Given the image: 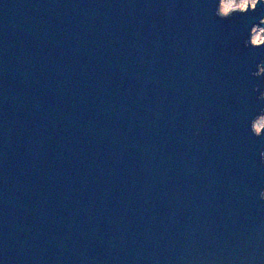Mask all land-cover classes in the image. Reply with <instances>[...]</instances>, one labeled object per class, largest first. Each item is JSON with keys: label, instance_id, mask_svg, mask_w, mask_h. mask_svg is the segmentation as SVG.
<instances>
[{"label": "water", "instance_id": "1", "mask_svg": "<svg viewBox=\"0 0 264 264\" xmlns=\"http://www.w3.org/2000/svg\"><path fill=\"white\" fill-rule=\"evenodd\" d=\"M0 0V264H264V0Z\"/></svg>", "mask_w": 264, "mask_h": 264}, {"label": "rangeland", "instance_id": "2", "mask_svg": "<svg viewBox=\"0 0 264 264\" xmlns=\"http://www.w3.org/2000/svg\"><path fill=\"white\" fill-rule=\"evenodd\" d=\"M222 2H224V6L227 10L226 13H228V12L232 11L233 9H241V10L246 9L249 4H250V6H253L255 4L256 0H222ZM241 4L244 5L243 8L239 7V5H241ZM230 5H235V7H230ZM226 13H224V14H226ZM253 37H255L259 42H261L264 38L262 28L255 27V34L253 32ZM263 127H264V116H262V120L259 123V131Z\"/></svg>", "mask_w": 264, "mask_h": 264}, {"label": "bare ground", "instance_id": "3", "mask_svg": "<svg viewBox=\"0 0 264 264\" xmlns=\"http://www.w3.org/2000/svg\"><path fill=\"white\" fill-rule=\"evenodd\" d=\"M221 12L222 13H226L227 10L224 6V2L221 3ZM254 34H255V29H254ZM253 43L257 44V43H260L255 37H253ZM262 120V117H260L259 119H257L256 123H255V129L259 132V123L261 122Z\"/></svg>", "mask_w": 264, "mask_h": 264}, {"label": "clouds", "instance_id": "4", "mask_svg": "<svg viewBox=\"0 0 264 264\" xmlns=\"http://www.w3.org/2000/svg\"><path fill=\"white\" fill-rule=\"evenodd\" d=\"M230 7H235V5H230ZM239 7L243 8V7H244V5H243V4H241V5H239Z\"/></svg>", "mask_w": 264, "mask_h": 264}]
</instances>
